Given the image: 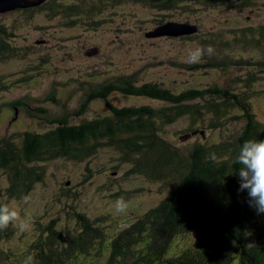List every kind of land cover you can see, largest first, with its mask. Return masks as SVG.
Returning a JSON list of instances; mask_svg holds the SVG:
<instances>
[{"label": "rangeland", "instance_id": "1", "mask_svg": "<svg viewBox=\"0 0 264 264\" xmlns=\"http://www.w3.org/2000/svg\"><path fill=\"white\" fill-rule=\"evenodd\" d=\"M48 1L43 8L12 12L6 11L12 9L7 6L0 8L7 12L0 14V23L13 34L6 39L15 47L13 54L0 56V85L6 84L0 88V137L26 130L45 132L55 127L54 122L63 115H68L72 124L105 116L111 114V104L165 105L157 99L117 91L106 98L87 100L89 88L131 73L175 92L215 85L229 87L234 92L246 89L256 118L264 121V66L259 63L264 61V42L257 44L237 38L243 27L264 25V0H229L223 4L219 0H191L166 10L131 0H53V4ZM57 3L62 6H55ZM84 3L89 10L74 18L69 13L55 14L52 10ZM160 18L197 24L199 33L192 39L173 37L171 33L147 37L146 33L158 26ZM224 40L231 44L224 46ZM214 43L222 48L217 49ZM209 45L215 49L213 55L245 62L228 68L191 70L182 66L194 64L188 61L189 50ZM206 57L207 54L200 62L210 56ZM249 73L254 74V82L246 87L243 80ZM16 101H22L23 105L16 107ZM39 106L49 111L42 112ZM232 114L241 115V111L236 109ZM212 115L208 113L204 123L195 122L199 125L196 132L187 131L191 119L182 116L165 125L162 133L179 147L191 149L197 142L231 138L243 124L242 118H234L212 128L209 127ZM41 165L43 179L28 193L20 198L3 196V202L28 221L23 232L10 225V237L1 243L6 249L21 250L23 246L40 242L44 234L40 233V224L46 227L53 219H57L63 232L76 231L80 227L77 213L98 219L106 234L115 236L124 227L149 215L167 193L162 182L132 174L131 164L121 159L119 150L109 146L100 147L96 154L82 160L59 157ZM8 183V174L0 167V189H6ZM121 197L128 207L125 212L117 213L114 203ZM186 245L184 239L176 237L170 252L163 253L162 264H179L180 260L176 262L171 256L181 253ZM198 249L202 251L203 247ZM81 260L85 262L87 258ZM10 264L16 261L11 260Z\"/></svg>", "mask_w": 264, "mask_h": 264}, {"label": "trees", "instance_id": "2", "mask_svg": "<svg viewBox=\"0 0 264 264\" xmlns=\"http://www.w3.org/2000/svg\"><path fill=\"white\" fill-rule=\"evenodd\" d=\"M33 1L29 7L18 6L6 11L43 8L46 0ZM131 1L166 10L191 0ZM52 2L48 1L49 4ZM37 3L40 4L35 5ZM55 6L62 5L57 3ZM52 10L55 14L69 13L74 18L88 11L89 7L85 3L70 4ZM6 11H0V14ZM165 22L168 21L158 19V25ZM6 27L0 23L1 57L15 51L6 39L13 35ZM239 31V40L264 42V25L243 27ZM198 33L179 37L192 39ZM230 44L229 40L223 41L226 47ZM213 45L222 48L221 44ZM232 58L216 54L204 62L183 63L182 66L191 70L228 68L245 62ZM259 63L264 66V61ZM252 75L249 73V77L243 80L246 87L253 85ZM33 77L35 79V74ZM5 86L0 85V88ZM245 90L234 92L229 87L215 85L175 92L159 82L143 81L137 73L125 74L89 88L87 100L106 98L117 91L138 98L157 99L165 105L119 107L111 104L112 112L105 116L72 124L68 115H63L56 119L55 127L45 132L26 130L18 135L0 137V167L7 172L9 181L6 189H0V203H4V194L12 198L23 197L42 181L43 161L59 157L82 160L105 146L120 151L121 159L131 164L132 174L160 181L167 189L166 196L152 207L149 215L124 227L115 236L106 234L101 221L82 213H77L80 227L76 231L68 229L63 232L58 228L57 219L46 227L40 224L43 239L23 246L21 250L1 246L10 237L11 228L0 230V264H10L11 260L16 264H88L98 258L101 260L107 251H111L112 256L118 253L132 256L138 251L163 254L170 251L176 237L187 242L180 253L182 264H257L264 257V214L257 215L249 205L247 191H239V177L233 174L241 167L235 163L240 146L249 139H264V121L256 118ZM49 97L54 98L53 95ZM197 99L200 101H194ZM14 105L18 107L23 103L16 101ZM39 107L42 112L49 111L46 107ZM236 109L241 115L232 114ZM208 113L213 114L209 117V127L212 128L234 118H242L243 124L238 134L231 138L213 143L197 142L191 149L179 147L162 133L165 125L182 116L191 119L187 131L196 132L199 125L195 122L204 123ZM198 247L203 250L199 251ZM83 257L87 261L82 262Z\"/></svg>", "mask_w": 264, "mask_h": 264}, {"label": "clouds", "instance_id": "3", "mask_svg": "<svg viewBox=\"0 0 264 264\" xmlns=\"http://www.w3.org/2000/svg\"><path fill=\"white\" fill-rule=\"evenodd\" d=\"M215 53V49L209 45L206 48L197 47L189 50L188 61L199 63L202 57ZM235 163L241 165L237 174L240 181V192L247 191L248 202L253 207L257 215L264 214V139L246 140L239 148L235 157ZM25 200L28 197H24ZM127 202L121 197L114 203L117 213L127 210ZM10 225H15L19 231L23 232L28 226V221L22 218L17 210L7 203H0V230L7 229Z\"/></svg>", "mask_w": 264, "mask_h": 264}, {"label": "water", "instance_id": "4", "mask_svg": "<svg viewBox=\"0 0 264 264\" xmlns=\"http://www.w3.org/2000/svg\"><path fill=\"white\" fill-rule=\"evenodd\" d=\"M4 4L8 6V8H16L18 6L28 7L33 5V0H15V2L11 4H7L4 0H2ZM0 1V8L7 9L4 7L3 2ZM198 32V26L196 24L190 22H180V21H168L162 24H159L154 30L147 32V37H163L167 36L168 33L173 34V37H179L186 34H194Z\"/></svg>", "mask_w": 264, "mask_h": 264}, {"label": "bare ground", "instance_id": "5", "mask_svg": "<svg viewBox=\"0 0 264 264\" xmlns=\"http://www.w3.org/2000/svg\"><path fill=\"white\" fill-rule=\"evenodd\" d=\"M0 1H2V0H0ZM7 4H11V3H13V2H15V0H4ZM39 1H41V0H37V2H39ZM3 2V1H2ZM33 2H35V1H33ZM1 4V3H0ZM34 4V3H33ZM3 5H4V7H6L7 5L6 4H4V2H3ZM8 7V6H7ZM1 10V9H0ZM252 228V227H251Z\"/></svg>", "mask_w": 264, "mask_h": 264}]
</instances>
